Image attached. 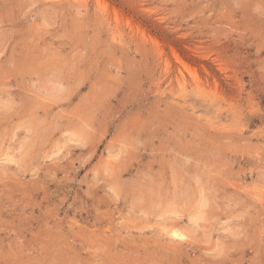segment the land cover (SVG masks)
Wrapping results in <instances>:
<instances>
[{
    "label": "rangeland",
    "instance_id": "374dc122",
    "mask_svg": "<svg viewBox=\"0 0 264 264\" xmlns=\"http://www.w3.org/2000/svg\"><path fill=\"white\" fill-rule=\"evenodd\" d=\"M0 264H264V0H0Z\"/></svg>",
    "mask_w": 264,
    "mask_h": 264
},
{
    "label": "bare ground",
    "instance_id": "6f19581e",
    "mask_svg": "<svg viewBox=\"0 0 264 264\" xmlns=\"http://www.w3.org/2000/svg\"><path fill=\"white\" fill-rule=\"evenodd\" d=\"M178 234V233H177Z\"/></svg>",
    "mask_w": 264,
    "mask_h": 264
}]
</instances>
